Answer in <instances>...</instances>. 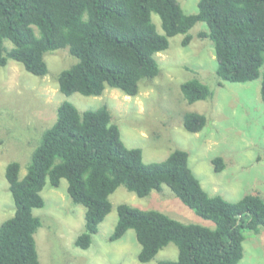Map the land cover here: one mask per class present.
<instances>
[{
    "label": "trees",
    "instance_id": "trees-1",
    "mask_svg": "<svg viewBox=\"0 0 264 264\" xmlns=\"http://www.w3.org/2000/svg\"><path fill=\"white\" fill-rule=\"evenodd\" d=\"M197 8L189 15L177 0H0V67L15 61L42 78L48 74L45 55L67 48L77 62L58 77L62 94L100 97L111 88L136 97L142 82L158 76L155 56L169 48V39L184 35L186 47L192 40L190 30L205 23L208 32L199 37L213 44L218 78L229 83L261 78L264 102V0H198ZM181 92L188 104L213 97L212 89L198 79L183 83ZM208 123L207 116L197 112L183 117L184 129L192 134ZM212 163L216 173L225 169L222 157ZM19 173V163L7 165L15 213L0 225V264H40L35 235L42 221L33 211L45 207L41 193L47 183L58 188L61 180H66L72 202L85 208L84 230L74 242L82 250L90 248L110 214V196L119 187L145 198L166 185L185 206L215 225L184 224L159 211L117 206L118 220L108 241L133 230L142 264L171 243L178 249L177 259L157 264H239L245 232L264 229L262 197L246 195L228 202L209 196L183 150L164 161L145 163L140 148L125 145L106 105L80 112L70 102L60 104L55 122L30 156L25 176Z\"/></svg>",
    "mask_w": 264,
    "mask_h": 264
},
{
    "label": "rangeland",
    "instance_id": "rangeland-1",
    "mask_svg": "<svg viewBox=\"0 0 264 264\" xmlns=\"http://www.w3.org/2000/svg\"><path fill=\"white\" fill-rule=\"evenodd\" d=\"M177 1L186 14L197 13L198 0ZM152 20L163 34L158 16L153 14ZM202 32H208L207 25L196 24L189 32L192 40L186 47L182 45L184 35L170 38L169 48L155 56L160 68L158 76L142 82L136 97L111 88L100 97L62 94L58 77L77 62L67 48L45 55L48 74L42 78L27 73L15 61L0 67V225L15 213L5 178L7 165L19 163V177L25 176L32 152L65 101L80 112L106 105L125 145L140 148L145 163L164 161L175 150L186 151L189 167L209 196H220L228 202H237L246 195L264 199L262 80L222 82L216 74L213 44L199 37ZM5 44L12 46L9 41ZM192 79L209 86L213 97L188 104L181 85ZM189 112L207 116L208 126L200 133L184 129L183 117ZM216 157H222L226 165L220 173L215 172L212 163ZM67 187L66 180H61L58 188L47 183L41 193L45 207L33 211L42 221L35 235L40 264H142L138 261L141 247L133 230L118 241H108L121 204L159 211L184 224L215 227L185 206L166 185L145 198L119 187L110 196V214L100 224L90 248L82 250L74 242L84 230L85 208L72 202ZM245 237L244 257L239 264H264V229L258 233L246 231ZM177 256L178 249L171 243L147 264L176 260Z\"/></svg>",
    "mask_w": 264,
    "mask_h": 264
}]
</instances>
